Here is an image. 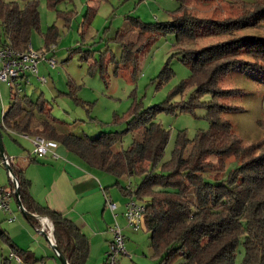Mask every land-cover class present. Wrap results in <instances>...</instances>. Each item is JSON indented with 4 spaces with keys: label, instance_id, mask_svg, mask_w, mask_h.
Wrapping results in <instances>:
<instances>
[{
    "label": "trees",
    "instance_id": "obj_1",
    "mask_svg": "<svg viewBox=\"0 0 264 264\" xmlns=\"http://www.w3.org/2000/svg\"><path fill=\"white\" fill-rule=\"evenodd\" d=\"M23 1V7H19L17 2L0 0V26L7 38L1 44L15 50H24L30 43L32 31L39 27V0ZM60 1L63 0H47L51 7ZM177 1L178 13L171 20L143 23L137 17H130V28L139 27L148 39L166 33L175 35L176 43L182 46L181 60L189 66L190 76L179 82L171 95L181 94L191 85L193 89L187 100L169 104L170 110L178 107L181 111H192L197 106H204L209 127L197 131L193 139L179 132L171 158L162 162L159 170L156 167L169 131L154 121V117L159 111L169 109L163 103L136 110L127 119L123 131L101 132L91 138L62 132L57 119L50 117L49 103L42 94L32 100L11 89L10 101L0 120V133L2 137L12 131L55 140L88 166L116 178L139 174L141 179L134 190L120 188L145 205V229L158 264H171L179 257L180 264H234L240 244L244 251L240 264H264V142L245 143L236 135L230 121L223 117V113L232 107L222 101L232 91L219 86L220 79L232 68L264 71V38L241 36L200 48L183 47L195 43L198 37L259 26L264 21V3L248 5L242 0H228L237 5L240 13L220 19L184 10L188 2L196 5L213 0ZM89 3L83 25L90 22L96 11ZM57 15L68 24L70 13L59 12ZM57 34V27L50 25L44 34V47L55 44ZM106 62L104 54L99 62L94 61L100 68ZM170 75L168 68L160 73L161 78ZM205 93L211 94L210 100H201ZM258 123L264 129V117ZM141 127L144 128L141 138L133 140L127 149L112 148L122 133L134 132ZM210 157H214L215 162ZM229 157L239 159V165L230 169L223 180L211 182L203 178L206 171L223 170ZM9 172L18 181L25 210L31 213L26 220L38 228L39 217L47 216L53 224L56 246L68 264H84L89 251L85 234L60 212L40 206L31 199L27 192L28 180L23 178L21 168L11 164ZM9 172L8 178L14 187ZM115 183L120 185L118 180ZM0 235L16 249L5 232ZM17 250L22 255L20 260H36L28 251Z\"/></svg>",
    "mask_w": 264,
    "mask_h": 264
},
{
    "label": "rangeland",
    "instance_id": "obj_2",
    "mask_svg": "<svg viewBox=\"0 0 264 264\" xmlns=\"http://www.w3.org/2000/svg\"><path fill=\"white\" fill-rule=\"evenodd\" d=\"M3 1L17 2L19 7L24 5L23 0ZM242 1L248 5L254 2L264 3V0ZM88 3L95 6L96 11L90 22L83 25V15ZM187 4L184 9L186 11L220 19L226 16L234 17L240 13L237 5L228 3V0H213L204 4L197 3L198 5L191 2ZM178 8L177 0H63L56 3L55 7L49 6L47 0H39V27L32 31L30 43L35 49L45 48L44 34L47 33L48 27L54 24L58 31L54 44V59L57 64L55 68H46L45 83H41L33 75H28V82L22 79L17 81V85L1 84L0 116L2 106L5 109L8 106L11 89L29 96L32 100L42 94L49 103L50 117L57 119L62 132L92 138L101 132L123 131L127 126V119L136 110L163 103L169 109L159 111L154 117V121L169 131L166 147L156 167V170H159V165L171 158L177 134L183 132L187 138L193 139L197 131L208 129L209 120L204 106H197L192 111H181L178 107H171L170 110V105L187 100L193 89L191 85L181 94L171 95L178 83L190 76L189 66L181 60L182 46L176 43L173 33L157 35L153 39L144 37L147 34L139 27L130 28V17H137L143 23L164 22L171 20L173 15L178 13ZM59 12L71 14L68 24L57 15ZM241 36L264 38V21L259 26H245L229 33L198 37L195 43L183 47L200 48ZM1 37L4 41V32ZM103 54L107 62L100 68V64L94 61L99 62ZM109 58L112 60H108ZM41 67L42 64L39 69ZM164 68L171 71L168 78L160 77ZM219 86L232 91L222 101L232 107L223 113V117L230 121L236 135L245 143L256 140L264 142V129L258 123L259 119L264 117V71L232 68L220 79ZM210 99V93L201 96L202 101ZM143 130L141 127L134 132L122 133L120 140L112 148L127 149L133 140L141 138ZM3 144L5 149L6 145L12 147V150L7 152L16 157L18 165L22 164L23 158L29 157L28 152L33 148L29 138L18 134H4ZM210 160L215 162L214 157H210ZM238 165L239 159L229 157L223 170H210L202 175L207 181H221L230 169ZM140 179L139 174L123 175L119 178L113 176V193L122 198L130 196L120 190L116 180L123 187L134 190ZM9 184L6 166L0 163V186L9 189ZM10 198L15 216L26 223L31 236L27 238L25 233L20 232L19 227H8L17 222V219L13 220L14 222L1 220L0 232L11 230L13 234L20 233L18 240H22L25 247L13 249L0 235V264L5 261L6 264H61L47 239L26 220L12 195ZM122 217L121 215L119 220H123ZM123 234L124 248L132 257L129 260L131 264H158V259L152 254L149 233L145 227L138 230L125 227ZM38 238L42 242L39 247ZM19 248L24 251L37 248V252L34 251L36 260L29 263L9 257L11 251L22 258L17 250ZM243 255V246L240 244L234 264H240ZM181 262L179 257L171 264Z\"/></svg>",
    "mask_w": 264,
    "mask_h": 264
},
{
    "label": "crops",
    "instance_id": "obj_3",
    "mask_svg": "<svg viewBox=\"0 0 264 264\" xmlns=\"http://www.w3.org/2000/svg\"><path fill=\"white\" fill-rule=\"evenodd\" d=\"M3 32L4 31L0 26V44L7 39L5 36L3 41L1 37V33ZM40 64H42V67L39 69ZM46 68H48L46 62H39L38 76H44L47 71ZM3 83L6 82H0V96H2L1 84ZM5 110L6 109L2 106L0 120L2 119ZM17 134L21 135L20 133H15L12 131L6 135L11 136ZM11 150L12 147L6 145L5 155L11 159V164L15 168L22 169L23 178L28 180L27 192L31 196V199L40 206H47L55 211L60 212L63 216L72 220L80 228L83 234H85L89 243V251L84 264H105L106 253L108 251L109 242L112 238L109 227L116 221L122 227V231L123 228H128L124 216L125 205L131 199H135V197L132 194L125 198L116 196V194L113 193L112 188L115 181H113V175H107V173L102 174L103 171L88 166L80 159L79 156L67 150L59 143L57 147L53 149L57 155L56 157L53 156V151H48L44 156L37 157L32 153L31 150L28 152L29 157L23 158L22 164L20 165L16 163L15 156L12 154V156H10L8 154L7 151ZM0 163L3 164L1 157ZM6 172L8 176L7 169ZM120 186H122L121 183L119 187ZM0 187L6 191H9L10 197L12 195V197L15 199L13 193L14 188L11 183L9 184V189H7L5 186ZM121 191L123 192V190ZM123 193L125 195L129 194L127 192ZM106 196H108L115 203L116 208L114 210H111L106 205ZM10 197L8 199V203L12 215L14 216L13 220H15L17 219V216L14 214L13 203ZM121 215L123 216V220H119ZM9 217L10 214L7 211L0 209V221L3 219H7L9 221ZM13 220L11 222H14ZM8 227H19L20 232L25 233L27 238L31 236L30 228L21 219H17V222L11 223ZM35 229L38 233L43 235V233L38 228ZM5 233L17 247H25L24 242H21L22 240H18V237H21L20 233L13 234L11 230ZM39 245L42 246L41 239H39L37 242L38 247ZM32 249L33 250L28 252L31 254V256H34V253L37 252V248ZM10 253L12 252L10 251ZM45 253L47 252L45 251ZM117 259V264H131L129 260H131L132 257L131 254L127 252L120 253ZM30 261L28 262L30 263Z\"/></svg>",
    "mask_w": 264,
    "mask_h": 264
},
{
    "label": "built area",
    "instance_id": "obj_4",
    "mask_svg": "<svg viewBox=\"0 0 264 264\" xmlns=\"http://www.w3.org/2000/svg\"><path fill=\"white\" fill-rule=\"evenodd\" d=\"M54 44L43 49H34L29 43L24 50H15L9 45H0V82H6L8 84L17 85L18 80H25L28 82L27 75L32 74L37 77L41 83L46 82L44 76H38V63L44 61L49 67L55 68L57 62L54 59ZM21 136L29 138L32 143V153L41 157L48 151H53L58 145L55 140L46 139L39 135L30 136L26 133H21ZM53 156H57L55 152H52ZM4 165H11V159L5 157L2 159ZM11 175V173H9ZM12 178V176H11ZM10 192L0 187V209L7 211L10 214L9 221L14 219L9 207L8 199ZM106 205L114 210L116 208L115 203L108 197H105ZM145 205L134 198L128 201L125 205L124 216L126 219V225L132 230H138L140 227H144ZM41 232L47 235L49 243H55L53 234V224L51 220L46 216L39 217V227ZM109 231L112 234V238L109 242L108 251L106 253L105 264H117V257L120 253H127L124 248L125 236L122 231V227L115 221L110 227ZM10 257H15L18 261L20 258L14 253H10Z\"/></svg>",
    "mask_w": 264,
    "mask_h": 264
},
{
    "label": "water",
    "instance_id": "obj_5",
    "mask_svg": "<svg viewBox=\"0 0 264 264\" xmlns=\"http://www.w3.org/2000/svg\"><path fill=\"white\" fill-rule=\"evenodd\" d=\"M0 154H1L2 159L7 157V155H5V148H4V145H3V139H2L1 133H0ZM5 166H6L7 171L9 172L10 169H11V165H5ZM9 173H11V172H9ZM11 176H12V180H13V183H14L13 193H14V197L16 199V202H17V205H18L19 209L22 211V213H23V215L25 217L28 216V215H31V213H29L28 211L25 210V208H24V206H23V204L21 202L20 195H19V186H18V181H17L16 177L12 173H11ZM42 233H43V235L45 236V238L48 241L47 235L44 232H42ZM49 244L52 247V249L54 250V252H55L57 258L59 259V261L61 262V264H68L67 259L59 251V249L56 246V243H49Z\"/></svg>",
    "mask_w": 264,
    "mask_h": 264
}]
</instances>
